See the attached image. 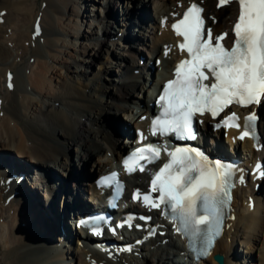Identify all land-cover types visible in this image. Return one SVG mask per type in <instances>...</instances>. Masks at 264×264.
Wrapping results in <instances>:
<instances>
[{
	"label": "bare ground",
	"instance_id": "bare-ground-1",
	"mask_svg": "<svg viewBox=\"0 0 264 264\" xmlns=\"http://www.w3.org/2000/svg\"><path fill=\"white\" fill-rule=\"evenodd\" d=\"M43 1L47 4L44 10L51 8L47 0ZM43 1L0 0V10H6L1 16L4 18V22H0V80H2V84L5 80L6 69H16V67H19L13 80L14 89L9 91L7 88H4V86L2 87V85L0 87V90L3 88V91L0 92L3 108V116H0V150H7L10 152V154H7V158L4 159L8 162V168L16 170L28 168V171L34 168H42L46 171L42 175L45 189L37 188L38 190L35 189L32 194L33 196L39 195L37 193V191H39L42 196L40 197L41 200L45 199V201L43 200L44 202L39 204V202L30 201L31 198L29 196V199L25 201L29 202L25 205L22 204V211L20 207V211L24 216L22 221L26 223L25 227L15 223V213L19 208L16 209L13 206L15 201L20 197L15 196L11 201L12 203L10 202L11 204L9 203V206H5V198L10 195V192H6L5 188L0 185V190L4 191L0 193V264H58L63 257V262L67 264H89V260L86 259L87 252H81L76 246L72 248V250L66 249V256L63 254V249L52 248V237H54L55 232L58 231L59 212L61 208H64L65 212L68 214L73 206L80 209L84 202V199L81 197L82 191L89 188L85 183L89 184L90 182L87 180L92 179L93 174H98L109 164V158L104 157L103 153H107L109 150L117 153L124 147L122 141L119 143L114 140L115 136L118 134L113 130L114 126L112 125L110 116H118L119 120L122 121L123 119L119 116L132 113L134 109L132 104H134V102L128 101V98L131 100L134 95L136 96L135 91H138V93L141 92V89L137 90V88L142 85L144 86V84L141 85V82L138 80L131 79L133 76L131 70L132 68H136L137 60H131L132 57H130L129 54L125 55V57H121L123 64H120L119 76H121V83L120 87L118 86L119 88L116 89L118 93L113 91L112 88H108L107 85L110 83L108 84L106 81L107 77L101 78L102 82L106 85L105 87L98 85L94 80L91 83H85V85H82V83L78 81L80 77H86L87 80L89 79V75L91 76V72L89 73L90 68L94 66L96 61L102 60V54L109 48V45H107L105 41L100 42V40L106 39H99L98 31L100 30L101 35L106 38H109L112 30H114V33L117 32L113 26L114 23L117 22V18L113 16V6L109 3L110 0H106L105 6L102 7L103 9H107L106 13L108 12L109 14H107L108 18L95 23V28L98 29V31L94 33L97 43H94L95 46L93 50H90L91 44L84 49L85 52L83 55L90 58V62L87 64L86 69H82L79 64V59H75V62L70 63L69 60H64L59 54H56V52H58L55 48L57 43L60 39H62L60 42H66V40L63 37L56 38L55 43L52 40L51 36L54 34L52 33V24L53 26L56 25L54 23L56 20L54 21L52 18L61 16L64 12L60 11L59 7L53 5L52 11L47 13L44 11L41 16L39 13V5ZM56 1H60L62 4L68 2L67 5L69 7L71 5L70 0H62L63 2L61 0H54L55 4ZM136 1L138 0H135V2H126L127 4L125 7L131 5V8L125 9L127 12L124 11V13H126L124 17L126 21H130L133 24L135 23L141 29H144L143 19L141 17L135 18V14H138L142 7L145 6L141 2L142 6L139 7L135 4ZM170 1L172 0H167V2ZM209 1L210 0H205L206 10L209 13L215 14L217 17L222 16L224 13L223 10L227 12L235 10L234 6L226 7L223 10L221 9V11L216 10L213 6L209 5ZM123 5L124 4L116 5L114 8L118 10V7H120V9H122ZM72 7L73 5L71 8ZM133 10H137L136 13L134 12V16ZM72 11L74 12V10ZM82 12L81 10L79 12L77 11L75 15L79 17V20L82 19L81 22L83 21L84 14ZM100 14H102V12L98 13L97 17H99ZM38 16H41L43 28L40 38L43 37V41H41L40 38L32 40L31 33ZM78 19L76 20L77 22H74V19L72 21L70 20V22L73 23L71 25L72 30L65 31L66 35L68 34L69 37L73 39L80 34V26L82 23L80 25ZM105 21L107 24H105ZM61 28L64 30L68 28V26L63 28L61 25ZM71 31H73V33H71ZM82 37V39H84L83 35ZM137 37V35H131L133 40L139 42ZM40 41L46 46L44 49L40 46ZM154 44L156 45V42ZM71 45L73 46L72 52L80 53L75 49L74 43ZM95 47H98L97 51H95ZM45 49H47L49 53L55 51V54L51 53L49 56L52 55L51 59L53 64L56 63L58 65L60 63L61 68L57 69L54 66H50L48 61H46L48 55H46ZM72 52H70V56L74 57ZM129 53L136 55L138 51L130 49ZM161 66L162 70L168 67V60L164 61ZM63 69L67 71L66 78L61 76L62 72L60 73V71ZM147 70H151L150 66H148ZM55 73L59 75L54 77ZM75 74L79 77L75 76ZM76 82H80L83 88L90 89L89 92L87 93L85 90H82L81 87L76 86ZM29 86H31V90L35 92L31 93ZM151 86L152 83L150 87L147 86V91L150 90ZM108 89H110V91ZM18 91L19 93L22 92V100H20L18 94H14ZM32 94L35 96L44 95V98H48V102H36L38 99L34 98ZM104 94H109L110 99H119L126 102V104H119L114 101V105H112L114 110H109L108 112L106 111L105 100L102 97ZM63 106H65V108ZM143 108L148 110L146 101L143 104ZM67 110L74 111V114H77V116L68 115L66 112ZM29 113L30 116L28 115ZM108 114L110 118H108ZM81 118H86L91 125L100 126V131H96L92 126L83 123ZM71 144H77L81 147L80 149H75V152L78 153L76 154L78 162L76 164L74 161H71V159H74L69 153L72 146ZM243 145L249 146L246 142H243ZM10 150L16 152L18 156L23 159H29L31 165L23 163L21 158ZM0 155L2 154L0 153ZM59 156L61 158L60 162H58L60 159ZM12 158H16L15 161L11 160ZM17 160L22 161L20 165H18L19 162ZM53 166H56V171H60L61 173L58 185H53L55 180L53 175L55 173L52 175L47 171ZM79 167L80 170H78ZM76 169L78 171H76ZM65 175L67 176L64 177ZM33 177V174H31L29 178L31 179ZM3 181H5V179H3ZM30 186L33 188L32 185ZM51 190L55 192L51 194ZM29 193H27V195H29ZM261 207L264 208L259 200L255 210L250 212V214L247 213V207L242 208L241 212L237 214L236 220H239L240 223L236 228V235L239 236V233H241V227H243L244 231L242 232H244L243 235L246 239L249 238L254 240L256 237L255 233L264 232V217L262 216V210H260ZM12 208L14 209L13 217L6 213ZM20 218L21 216H19L18 221H21ZM15 230H18L19 234H17ZM22 235L26 236L21 237ZM155 242L156 240L148 244L154 245ZM259 242L262 244H260L262 248L259 264H264V233L263 238ZM235 244L237 245L235 235L229 241L228 235H223L216 243L212 254L196 264H219L218 261L213 259L214 253L227 254L229 259H226L224 264H236V260L239 259L240 256L236 255L237 252H235L234 249L236 246ZM145 246L146 245H143L142 249H136L134 251L141 256V259L144 260V264H148L152 258H154L153 264H183L179 258V251L174 250L170 243L164 246H158V248L154 250L148 247L150 251L148 252L149 255H143V251L146 249ZM47 255L53 257L50 262L45 260ZM131 256H134V253H131ZM90 258L96 259L97 262L101 261L102 264H117L109 260H104L103 254L97 252L92 253ZM124 259L127 260L126 257ZM187 263L189 262L187 261Z\"/></svg>",
	"mask_w": 264,
	"mask_h": 264
},
{
	"label": "snow or ice",
	"instance_id": "snow-or-ice-1",
	"mask_svg": "<svg viewBox=\"0 0 264 264\" xmlns=\"http://www.w3.org/2000/svg\"><path fill=\"white\" fill-rule=\"evenodd\" d=\"M233 2L239 5V15L233 26L235 39L231 48L223 44L227 33L213 37L212 29L206 28L204 9L197 3L187 7L182 18L172 24L175 34L182 37L178 48L187 53V58L176 65L174 78L163 86L158 100L161 111L151 122L153 135L175 134L179 139H195L193 122L197 114L210 113L215 118L232 104L249 107L264 100V0H218V7ZM211 19L214 22V18ZM36 32L39 34L38 23ZM169 51L166 46L165 55ZM8 86L12 87L10 75ZM256 119L255 113L245 117V130L240 139L252 135L250 129L254 130ZM237 120L232 113L223 123L238 128ZM160 152L154 145L138 148L124 161V167L128 172L137 168L144 171L141 161L152 163ZM169 156L170 161L154 175L150 192L144 194L142 200L154 209L163 205L166 216L170 210L172 220L180 222L177 231L182 228L190 232L192 238L198 237L202 226H206V243L210 247L212 237L219 235L222 206L231 200L234 168L220 161H210L193 148H176ZM258 170L264 177V169ZM117 177L113 172L103 182H114L119 191ZM151 193L159 195L153 197ZM133 198L141 199V194L137 192ZM128 226H132L130 221ZM93 231L101 234L98 228Z\"/></svg>",
	"mask_w": 264,
	"mask_h": 264
},
{
	"label": "rangeland",
	"instance_id": "rangeland-1",
	"mask_svg": "<svg viewBox=\"0 0 264 264\" xmlns=\"http://www.w3.org/2000/svg\"><path fill=\"white\" fill-rule=\"evenodd\" d=\"M47 1H48L49 5L51 6V8H48L47 10H44L45 9V7H44L42 9L41 8L42 2H41V4L39 5V7H40L39 12L42 10V14L44 13V11L46 13L52 11L53 5L59 7L60 8V11H63L64 12V13H62L63 15L56 16V17H53L52 18L54 21L56 20L54 22L56 25L53 26V24H52V30H53L52 33H54L51 36L52 40L54 41V43L56 42V38H58V37H63L66 40V42L65 41L60 42V41H62V39H60V41L57 43V46L55 48L58 50V52H56V54H59L60 57H62L64 60L65 59L66 60H69L70 63L71 62H75V59L76 60L79 59V61H80L79 64L81 65L82 69H86L87 64H89V62H90L89 61L90 58H87L86 56L83 55L84 52H85L84 49L86 47H89V45L91 44L90 50H93V48L95 46L94 43H97V41H96L97 39L94 37L95 36L94 35L95 31H98V29L95 28V23H97L95 20H96V18L98 16V13L102 12L101 11L103 9L102 7L105 6V4L103 6H101V5L103 3H106V0H82V1L79 0V2H78V0H70V2H71L70 7L67 5L68 2H66V4H62V3H60V1H58L59 3H57V1H56V4H55L54 0H47ZM127 1H130V0H110L109 3L112 4V6H113V12H114V14L117 11V9H115L114 7L116 5H121V4L126 5L127 4L126 3ZM134 2H135V0H134ZM141 2L143 3V5L144 4H149L150 7H154L155 4L158 2V0H152L151 2H147V0H138V1H136L135 4L138 5ZM142 3H141V6H142ZM72 5H73V7L71 8ZM72 10H74V12ZM80 10L83 11L82 13H84L83 14V21L82 22H81L82 19L79 20L78 19L79 17L75 16L76 15V12L77 11L79 12ZM124 14H126V13H124ZM151 14H152V11H151ZM91 17H92V19H91ZM73 19H74V22L78 19L80 21V25L82 23V25L80 26V34H79V36L75 37V39H73L72 37H69V35L68 34L66 35V33H65V31H67V30H72L71 25L73 23L70 22V20L72 21ZM105 24H107L106 21H105ZM61 25H62L63 28H65L67 26H68V28H66V29L63 30L61 28ZM71 33H73V31H71ZM113 33H114V30H112V34ZM82 35L84 36V39H82L83 38ZM103 38L106 39V40H100V42L105 41V43L107 44V38L106 37H103ZM45 40H46V38H45ZM73 43L75 45V49L77 51H79L80 53H78V52H72V49H73L72 47L73 46L71 44H73ZM40 46L42 47V49H44L46 47L44 45V43L41 42V41H40ZM97 49H98V47H95V51H97ZM107 50H109V48ZM107 50H105V52L102 54V59L103 58H106V59L109 58L107 56H104L105 53L108 54V51ZM115 50L116 51H121L120 49H117V48ZM54 52H51V53L52 54H55ZM70 52H72L74 54V57L70 56ZM45 53H46V55H48V58H47L46 61H48V63L50 64V66H54L57 69L61 68L60 67V63L58 65L56 63L53 64V61L51 59V56L52 55L49 56L51 53H49V51L47 49H45ZM128 54H129L130 57H132L131 60H136L135 59V57H136L135 54L132 55V53H129V52H128ZM125 55H127V54H123L122 56H120V60H122L121 57H125ZM102 63H103L102 60H98V61L95 62L94 66H92V68H90L89 73L91 72L90 73L91 76L89 75V79H92L91 82H93V80H94L95 82H97L98 85H101L102 87H105L106 86L105 83L101 82L102 80L99 81V79L102 78L101 77V74H104L103 69L109 68V69H114L115 70V67L116 66L114 64V60L105 61V68L101 65ZM33 64H34V62H33ZM120 64H123L122 61L117 66L119 69L115 70V73H116L117 76L119 75V70H120V67L119 66H120ZM60 73H61V76H63V77L66 78V76H67V71L66 70L63 69L62 71H60ZM93 73H95V75H92ZM56 75H59V74L55 73L54 74V77H56ZM75 76H78V75L75 74ZM54 77H53V79H54ZM93 78H95V79H93ZM89 79L87 80V78L84 77L82 80H81V78H79L78 81H80L82 83V85H85V83L86 84H88V82L91 83L89 81ZM106 81L108 82V84L110 83L109 85H107L108 88H112L113 91H115V92L118 93V90H116V89H118L120 87V85H119V87H117V88L115 87V89H114V86H112L113 83L111 84L110 79L108 77L106 78ZM79 83L76 82L75 85L78 86V87H80L79 86ZM81 83H80V85H81ZM1 85H2V80H0V87H1ZM29 87H30V92L31 93L35 92V91H32L31 90V86H29ZM1 89H3V88H1ZM81 89L82 90H85L87 93L90 90V89L83 88V86L81 87ZM108 90L110 91V89H108ZM135 93H136V96L135 95L133 96V98L131 99L132 101L130 100V98H128V101H130L132 103L134 102V99L137 98L138 91H135ZM14 94H18L20 100H22V92L19 93V91H18V92L14 93ZM37 94H39V93H37ZM144 94H146L145 91H144ZM32 96L34 98H37L38 99L36 102H40V103H45V102L47 103L48 102V98H44L43 97L44 95L35 96V95L32 94ZM144 97H146V96L144 95ZM108 98H109V94H108ZM104 100H105V103H106V111L109 112V110H114L112 108V105H114V101L111 103V102H108V99H104ZM28 115L30 116V113ZM109 116L110 115L108 114V118H110ZM86 121H87L86 118H84V120H82L83 123H86ZM98 131H100V130H98ZM115 139L116 138H114V140ZM101 143H103V142H101ZM77 144H71L72 146H71V149L69 150L70 156L74 158V159H71V161L72 162L74 161L75 164L78 163L77 162V158H76V154H78V153L75 152V149H80L81 148ZM106 150H107V148H106ZM14 153H16V152H14ZM103 155H104V157L107 156L106 153H103ZM17 156H18V154H17ZM18 157L21 158V160L23 161V163H25V164L27 163L28 165L30 164L29 159H27V158L26 159L25 158L23 159L20 156H18ZM59 158H60V156H59ZM17 161L19 162L18 165H20V163L22 162V161H19V160H17ZM60 161H61V158L58 160V162H60ZM55 167L53 166V167H51L52 169L49 168V170L50 169L51 170H54L56 172V174L60 176V174H61L60 171H56L57 168H55ZM36 170H38L42 174H44L46 172L45 169H42V168L41 169L36 168ZM78 170H80V167L78 168ZM78 170L76 169V171H78ZM33 176H34L33 178H35V176H36L35 171L33 172ZM66 176L67 175H65L64 177H66ZM55 179H56L55 181L57 182L56 185H58V180L60 178L57 176ZM33 185L34 186L35 185L38 186L37 187L38 189L41 188V185H39L38 182H33ZM54 185H55V183H54ZM1 192H4V191L3 190H0V193ZM54 192L55 191L51 190V194L54 193ZM37 193L39 194L40 197H42L39 191H37ZM43 200L45 201V199H43ZM262 216L264 217V215H262ZM241 229H242V231H244L243 230V227H241ZM242 231H241V233H239V236L236 235L237 234V231L234 234L236 236V242H237V245L235 246L234 249H235V252H237L236 255L237 256H240V258L236 260V264H259V257H260V252H261V248H262L261 247L262 244L259 241L263 238V232L261 231V232H257V234L255 233V236L256 237L254 238V240H252V239H249V238L246 239L244 237V235H243L244 232H242ZM33 235H35V234H33ZM17 237L18 238H21L20 236H17ZM146 250H147V253L146 254L149 255V253H148L149 252L148 247L146 248ZM134 256L136 257V255H134ZM134 256L129 257L130 258L129 260L131 261L130 264H132L134 262V260H132V259H134ZM63 258H61V261L58 264H67L66 262H63ZM137 258H139V259H136V264H138V261L139 262L142 261V264H144V260L141 259V256L140 255H137ZM153 260H154V258L150 259V262L148 264H153L154 263ZM130 261H128V262H130ZM133 264H135V263H133Z\"/></svg>",
	"mask_w": 264,
	"mask_h": 264
},
{
	"label": "water",
	"instance_id": "water-1",
	"mask_svg": "<svg viewBox=\"0 0 264 264\" xmlns=\"http://www.w3.org/2000/svg\"><path fill=\"white\" fill-rule=\"evenodd\" d=\"M217 259H218V260L220 261V263L222 264V256L219 255Z\"/></svg>",
	"mask_w": 264,
	"mask_h": 264
}]
</instances>
